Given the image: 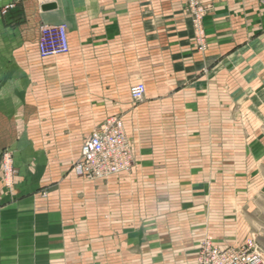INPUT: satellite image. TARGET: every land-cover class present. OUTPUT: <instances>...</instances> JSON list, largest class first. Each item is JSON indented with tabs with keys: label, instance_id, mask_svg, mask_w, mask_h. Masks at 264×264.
Returning <instances> with one entry per match:
<instances>
[{
	"label": "crops",
	"instance_id": "crops-1",
	"mask_svg": "<svg viewBox=\"0 0 264 264\" xmlns=\"http://www.w3.org/2000/svg\"><path fill=\"white\" fill-rule=\"evenodd\" d=\"M187 1L0 0V264H197L216 179L231 176L217 161L228 163L233 139L216 128L233 129L235 79L264 113V26L235 29L226 11L202 53ZM59 25L70 51L42 58L41 28ZM138 83L141 102L130 94ZM111 117L132 143V170L78 177L82 146Z\"/></svg>",
	"mask_w": 264,
	"mask_h": 264
},
{
	"label": "rangeland",
	"instance_id": "rangeland-1",
	"mask_svg": "<svg viewBox=\"0 0 264 264\" xmlns=\"http://www.w3.org/2000/svg\"><path fill=\"white\" fill-rule=\"evenodd\" d=\"M213 4L199 0H188L185 3L186 18L188 24L190 22L187 28L194 32L198 47L199 36L202 38V53L208 49L207 35L214 24L212 21L220 14L225 16L224 13L231 12L235 29H238L236 26H247L252 32L258 26H264V0H235L228 5L218 2L217 7ZM256 39V33L251 35V41ZM259 51L262 53V63L264 50ZM257 62L245 66L244 75H249L251 70L255 72ZM235 74L242 77V65L237 66ZM234 87L233 129L226 128L224 122L216 128L217 137L228 136L233 139V155L227 156L228 163L225 164L226 157L220 155L217 161V170L220 172L227 169L231 176L216 179L217 209L211 222L202 226L201 243L209 239L222 247H238L246 240L255 238L264 248V113L261 115L249 110L247 99L239 95L242 89L240 78L235 79ZM258 117H261V123L257 121ZM257 140L260 142L253 145ZM244 152L246 156H243Z\"/></svg>",
	"mask_w": 264,
	"mask_h": 264
},
{
	"label": "built area",
	"instance_id": "built-area-1",
	"mask_svg": "<svg viewBox=\"0 0 264 264\" xmlns=\"http://www.w3.org/2000/svg\"><path fill=\"white\" fill-rule=\"evenodd\" d=\"M9 6L5 9H11ZM199 50H203L199 36ZM202 44V45H201ZM70 51L66 25L43 26L39 39V54L42 58L66 55ZM135 102L145 99L146 86L138 83L130 89ZM2 174L5 184L13 185L16 171L13 156L5 151L1 156ZM133 168L131 143L124 124L118 117L108 119L98 127L81 149L79 161L74 165V173L87 181L106 180ZM197 264H264V248L250 238L238 247H222L209 239L204 240L198 253Z\"/></svg>",
	"mask_w": 264,
	"mask_h": 264
}]
</instances>
